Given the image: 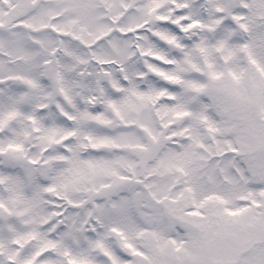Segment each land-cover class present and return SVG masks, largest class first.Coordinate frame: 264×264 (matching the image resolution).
I'll return each instance as SVG.
<instances>
[{
	"label": "snow or ice",
	"instance_id": "6c2138e0",
	"mask_svg": "<svg viewBox=\"0 0 264 264\" xmlns=\"http://www.w3.org/2000/svg\"><path fill=\"white\" fill-rule=\"evenodd\" d=\"M0 264H264V0H0Z\"/></svg>",
	"mask_w": 264,
	"mask_h": 264
}]
</instances>
